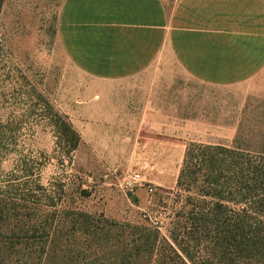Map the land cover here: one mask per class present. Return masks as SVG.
<instances>
[{
  "label": "rangeland",
  "instance_id": "374dc122",
  "mask_svg": "<svg viewBox=\"0 0 264 264\" xmlns=\"http://www.w3.org/2000/svg\"><path fill=\"white\" fill-rule=\"evenodd\" d=\"M63 1L0 7V264H264V69L217 88L168 63L152 125L88 124Z\"/></svg>",
  "mask_w": 264,
  "mask_h": 264
},
{
  "label": "crops",
  "instance_id": "0c3cea01",
  "mask_svg": "<svg viewBox=\"0 0 264 264\" xmlns=\"http://www.w3.org/2000/svg\"><path fill=\"white\" fill-rule=\"evenodd\" d=\"M61 17L63 53L88 78V124L152 125L146 110L159 108L152 89L167 84L168 63L217 88L264 69V0H175L170 10L164 0H64Z\"/></svg>",
  "mask_w": 264,
  "mask_h": 264
},
{
  "label": "trees",
  "instance_id": "16d2710c",
  "mask_svg": "<svg viewBox=\"0 0 264 264\" xmlns=\"http://www.w3.org/2000/svg\"><path fill=\"white\" fill-rule=\"evenodd\" d=\"M1 3L2 0H0V7H1ZM55 117V122L53 123V126L55 127L56 130V135L59 136L60 140L65 143L68 147V151H73L74 149H76L80 143V135L79 133L74 129V127L71 125L69 119L67 118L66 115H61L58 112H55L54 114ZM220 150L222 151H226V149H222L220 148ZM231 153V156H233V153ZM186 158V156H185ZM199 158V157H198ZM212 161L213 156H210ZM188 160V159H187ZM187 160L185 159L184 163H183V168L180 170L179 172V176L177 179V182H180V178L182 176V172L184 171V166H186V162ZM200 161H198L197 164H204L206 163L207 159L202 156L199 158ZM208 161V162H210ZM215 162V160H213L210 164H213ZM186 264V263H184Z\"/></svg>",
  "mask_w": 264,
  "mask_h": 264
},
{
  "label": "built area",
  "instance_id": "2783aa9c",
  "mask_svg": "<svg viewBox=\"0 0 264 264\" xmlns=\"http://www.w3.org/2000/svg\"><path fill=\"white\" fill-rule=\"evenodd\" d=\"M138 181H141L140 178H139V175L138 174H134L133 177H131V180H127L125 182V186H132L133 184H135L134 182H138ZM138 183H140V182H138ZM147 189L149 191L153 190V186L149 182L147 184Z\"/></svg>",
  "mask_w": 264,
  "mask_h": 264
}]
</instances>
